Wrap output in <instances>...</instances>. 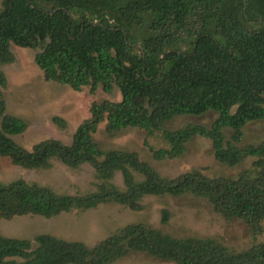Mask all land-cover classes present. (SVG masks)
Wrapping results in <instances>:
<instances>
[{"label": "trees", "instance_id": "1", "mask_svg": "<svg viewBox=\"0 0 264 264\" xmlns=\"http://www.w3.org/2000/svg\"><path fill=\"white\" fill-rule=\"evenodd\" d=\"M0 5V87L7 84L2 67L14 60L10 45L18 44L36 51L34 63L45 81L75 92L100 87L109 94L116 88L121 97L92 103L90 117L69 145L48 139L31 150L12 139L27 127L6 115L0 100V157L28 170H48L54 161L70 169L87 164L99 181L96 192L80 196L22 179L0 183L1 219H50L107 204L138 211L147 196L190 195L205 199L224 219L243 220L261 232L264 143L234 144L247 124L264 121V0H1ZM208 112L217 115L208 129L164 130L175 117ZM103 123L110 136L125 129L161 133L169 149H150L158 161L179 156L199 136L211 141L218 162L234 167L252 158V169L236 177L192 171L166 178L134 152L101 150L93 135ZM117 174L122 189L113 183ZM168 220L162 211L161 224ZM129 252L175 264H264V242L232 252L215 241L174 238L141 223L91 247L48 234L33 241L0 234V264H112Z\"/></svg>", "mask_w": 264, "mask_h": 264}, {"label": "rangeland", "instance_id": "2", "mask_svg": "<svg viewBox=\"0 0 264 264\" xmlns=\"http://www.w3.org/2000/svg\"><path fill=\"white\" fill-rule=\"evenodd\" d=\"M47 7L51 8V5ZM10 50L14 60L2 67L7 84L0 87V100L5 104L6 115L26 124V130L12 139L27 150L48 139L69 145L76 129L90 117L92 103L105 100L118 102L121 99L116 88L109 94L100 87L94 92L89 88L75 92L67 86L47 82L34 63L35 50L18 44H11ZM54 118L64 121V126L55 123ZM216 118L217 115L212 112L200 117H175L165 123L164 130L174 132L189 126L208 129ZM224 136L230 140L231 132L224 131ZM93 139L104 151L136 153L141 162L166 178H175L192 171H199L209 178L236 177L244 170L252 169V158H245L234 167L218 162L214 158L211 141L199 136L192 138L179 156L159 161L154 159L150 149H169L161 133L149 135L141 129H125L110 136L103 123L98 126ZM261 143H264V121H256L243 128L241 142L234 145L243 148ZM134 175L136 180L140 179L139 175ZM17 179L48 187L57 194L71 196L94 193L99 184L94 170L87 164L78 169H70L54 161L48 170H28L14 166L9 159L0 157V183L9 184ZM113 183L122 189L119 174ZM140 207V210L132 211L118 204H107L85 211L72 210L50 219L35 215L10 220L0 218V234L30 241L37 235L48 234L60 240L81 242L91 247L128 224L141 223L174 238L215 241L232 252H242L264 242V222L261 223V232L254 233L243 220L224 219L202 198L190 195L147 196L140 201ZM162 211L169 213V220L164 225L161 224ZM112 264L175 263L158 260L142 252H129Z\"/></svg>", "mask_w": 264, "mask_h": 264}]
</instances>
